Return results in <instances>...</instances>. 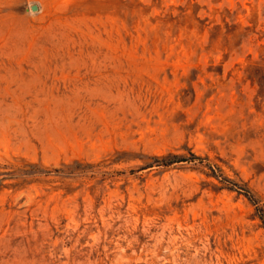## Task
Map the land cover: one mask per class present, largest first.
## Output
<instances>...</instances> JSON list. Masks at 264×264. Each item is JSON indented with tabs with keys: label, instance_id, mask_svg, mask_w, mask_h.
Wrapping results in <instances>:
<instances>
[{
	"label": "rangeland",
	"instance_id": "obj_1",
	"mask_svg": "<svg viewBox=\"0 0 264 264\" xmlns=\"http://www.w3.org/2000/svg\"><path fill=\"white\" fill-rule=\"evenodd\" d=\"M0 264H264V0H0Z\"/></svg>",
	"mask_w": 264,
	"mask_h": 264
},
{
	"label": "trees",
	"instance_id": "obj_2",
	"mask_svg": "<svg viewBox=\"0 0 264 264\" xmlns=\"http://www.w3.org/2000/svg\"><path fill=\"white\" fill-rule=\"evenodd\" d=\"M191 159H197V157H195L194 155H192V156H191ZM191 159H190V160H191ZM160 165H162V166H167L168 163L164 162V160H163V161L160 162ZM245 196L247 197L248 200H252L251 197H250L247 193H245Z\"/></svg>",
	"mask_w": 264,
	"mask_h": 264
},
{
	"label": "water",
	"instance_id": "obj_3",
	"mask_svg": "<svg viewBox=\"0 0 264 264\" xmlns=\"http://www.w3.org/2000/svg\"><path fill=\"white\" fill-rule=\"evenodd\" d=\"M31 11H37V6H32Z\"/></svg>",
	"mask_w": 264,
	"mask_h": 264
}]
</instances>
